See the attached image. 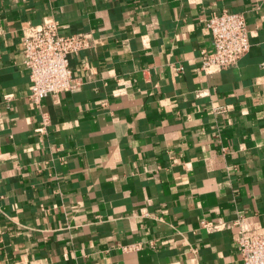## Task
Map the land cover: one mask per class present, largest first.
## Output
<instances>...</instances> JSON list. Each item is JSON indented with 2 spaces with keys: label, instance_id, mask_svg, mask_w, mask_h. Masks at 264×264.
Here are the masks:
<instances>
[{
  "label": "crops",
  "instance_id": "crops-1",
  "mask_svg": "<svg viewBox=\"0 0 264 264\" xmlns=\"http://www.w3.org/2000/svg\"><path fill=\"white\" fill-rule=\"evenodd\" d=\"M225 11L251 48L207 74ZM47 21L90 47L36 108L24 32ZM261 235L264 0H0V264H243Z\"/></svg>",
  "mask_w": 264,
  "mask_h": 264
},
{
  "label": "built area",
  "instance_id": "built-area-1",
  "mask_svg": "<svg viewBox=\"0 0 264 264\" xmlns=\"http://www.w3.org/2000/svg\"><path fill=\"white\" fill-rule=\"evenodd\" d=\"M213 52H202L201 70L207 74L235 66L250 48L249 31L245 15L223 12L213 14L207 22ZM90 47L83 35H63L57 21L30 26L24 32V66L30 79V101L41 108L50 95L73 91L77 84L70 67V57ZM182 70V68H179ZM199 96L203 92L198 93ZM12 96H6L10 99ZM46 121V118H45ZM43 131V127L36 130ZM202 227L213 232L219 228L210 222ZM124 252L138 250L139 246H123ZM238 251L243 264H264V235L241 238Z\"/></svg>",
  "mask_w": 264,
  "mask_h": 264
}]
</instances>
